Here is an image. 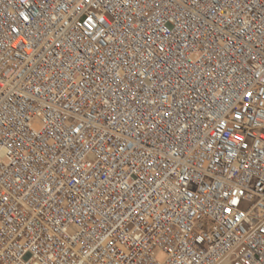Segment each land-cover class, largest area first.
Masks as SVG:
<instances>
[{
    "label": "built area",
    "instance_id": "obj_1",
    "mask_svg": "<svg viewBox=\"0 0 264 264\" xmlns=\"http://www.w3.org/2000/svg\"><path fill=\"white\" fill-rule=\"evenodd\" d=\"M0 264H264V0H0Z\"/></svg>",
    "mask_w": 264,
    "mask_h": 264
},
{
    "label": "snow or ice",
    "instance_id": "obj_2",
    "mask_svg": "<svg viewBox=\"0 0 264 264\" xmlns=\"http://www.w3.org/2000/svg\"><path fill=\"white\" fill-rule=\"evenodd\" d=\"M232 203H233V204H235V203H236V201H235V200H233V201H232Z\"/></svg>",
    "mask_w": 264,
    "mask_h": 264
}]
</instances>
